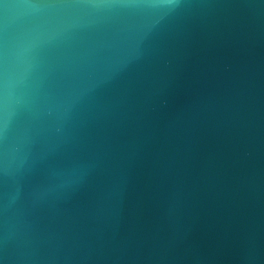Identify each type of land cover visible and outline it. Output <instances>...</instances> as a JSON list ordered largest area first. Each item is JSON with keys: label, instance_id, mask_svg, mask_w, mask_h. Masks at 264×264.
<instances>
[{"label": "water", "instance_id": "obj_1", "mask_svg": "<svg viewBox=\"0 0 264 264\" xmlns=\"http://www.w3.org/2000/svg\"><path fill=\"white\" fill-rule=\"evenodd\" d=\"M0 264H264V0H0Z\"/></svg>", "mask_w": 264, "mask_h": 264}]
</instances>
